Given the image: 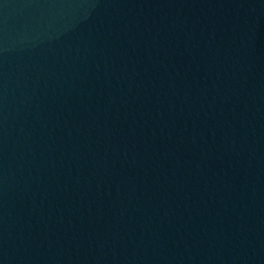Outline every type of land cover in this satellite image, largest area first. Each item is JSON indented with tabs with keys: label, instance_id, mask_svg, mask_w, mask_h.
Masks as SVG:
<instances>
[{
	"label": "water",
	"instance_id": "obj_1",
	"mask_svg": "<svg viewBox=\"0 0 264 264\" xmlns=\"http://www.w3.org/2000/svg\"><path fill=\"white\" fill-rule=\"evenodd\" d=\"M0 264H264V0H0Z\"/></svg>",
	"mask_w": 264,
	"mask_h": 264
}]
</instances>
